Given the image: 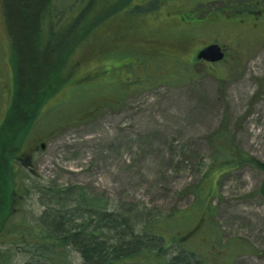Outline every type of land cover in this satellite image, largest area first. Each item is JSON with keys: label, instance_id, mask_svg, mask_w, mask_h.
Returning a JSON list of instances; mask_svg holds the SVG:
<instances>
[{"label": "rangeland", "instance_id": "1", "mask_svg": "<svg viewBox=\"0 0 264 264\" xmlns=\"http://www.w3.org/2000/svg\"><path fill=\"white\" fill-rule=\"evenodd\" d=\"M82 1L87 0H56L54 7L60 12L56 17L62 16L67 19L63 22H68L70 9ZM198 1L201 0H173L175 4L167 8L172 9L182 22L192 25L182 27L189 31L188 41L181 46L175 45L177 48L171 46V53L175 56L166 58L162 82L148 89L129 91L123 100H109L108 92L116 91L115 88L108 89L114 85L113 80L131 79L135 82L144 79L142 63L149 64L151 60H142L147 49L136 48L134 57L113 53L111 65L99 68L95 67L98 64L95 61L82 65L89 71L95 67L93 73L98 75L81 85L97 86L82 90L88 92H82L79 98L68 103L61 102L49 108L66 98L58 95L46 103L42 115L38 116L30 134L23 140L26 143L23 152L37 147L31 162L23 160L15 165L19 170L16 174L18 184L25 187L21 194L17 193L19 200L14 205L18 208L9 220L14 231L25 229L22 224H45L46 212L62 205L74 214L84 194L86 198L91 196L106 203L110 211L124 213L137 223V230L147 221L148 215L160 216L186 209L195 198L192 189L215 156L212 136L220 128L234 147L264 161V14L258 26L244 23L234 32L228 23H211L213 18L224 19L226 15L244 19L256 5L263 9L264 0ZM134 2H129L126 9H131ZM156 3L149 2L151 8L158 5ZM134 15L148 27L162 26L150 12ZM179 26L163 25L154 37H161V33L170 36ZM148 33L145 32L144 36L148 37ZM89 35H92L90 31L83 42L89 41ZM214 40L227 45V59L232 60L222 72L223 81L219 76L224 65L219 63L197 64L199 70L193 77L184 79L181 74L184 80L166 81V74L171 73L170 76L174 77L178 72L180 75L192 71L186 67L196 65L195 53ZM119 41L122 44H117L123 48L124 39ZM5 51L7 47H1L0 121L10 102L6 95L10 55ZM165 51L168 50L162 48L158 52ZM79 54L81 52H76V56ZM162 55L157 59L164 60ZM132 60L137 63L135 66L126 65ZM182 61L187 63L179 66ZM155 64L157 69L160 68V64ZM91 97L101 101L91 105L94 99ZM108 100L112 105L96 106ZM87 110L92 112L87 115ZM41 143L46 144L45 148ZM220 181L217 197L213 199L217 210L213 226L219 229V238L225 243L239 239V242L264 252V172L255 166L243 165L223 173ZM188 230L183 228L181 235ZM15 233L7 231L3 239L12 241L16 239ZM194 235L193 247L203 254L204 264H264V253L246 252L222 259L223 247L207 243L204 229ZM8 246L7 243L0 248L7 249ZM14 247L10 264H25L30 259V247L24 243ZM177 248L169 250V255L177 253ZM216 253L221 256L220 263ZM70 256L72 264H82L78 251H71Z\"/></svg>", "mask_w": 264, "mask_h": 264}, {"label": "trees", "instance_id": "2", "mask_svg": "<svg viewBox=\"0 0 264 264\" xmlns=\"http://www.w3.org/2000/svg\"><path fill=\"white\" fill-rule=\"evenodd\" d=\"M48 3L50 1H47ZM91 16L92 12L87 6L76 20L68 22L66 34L50 31L47 37L35 26L29 30H22L25 34L29 32L30 36L33 35L32 38L23 36L11 42V64L15 73H19L21 77H17L15 81V93L6 106V112L0 121V246L9 244L7 249L0 248V264L12 262L14 245L18 243H24L30 247V259L25 264H72L70 255L73 250L78 251L82 256V264H204L203 254L193 247L192 242L195 240L192 238L195 237L194 234L201 229L207 232V243L210 245L215 243L223 247V249L220 248L222 251L224 250L222 259L246 252L255 255L263 254V250H256L251 245L239 242V239L222 242L218 235L219 229L217 230L213 226L217 216L213 199L217 197L216 190L220 187L223 173L241 168L243 165L255 166L264 172V161L234 147L222 128L212 136L213 144L216 147L215 156L199 183L192 189L195 198L191 206L186 209L160 216L148 215L147 221L142 223L140 230H137V223L128 219L124 213L110 211L107 209L106 203L91 196L86 198L84 194L81 202L75 208L80 212L69 213L70 211L64 209L66 205H62L58 209L46 212L45 224H22L21 226L26 227L25 229L14 231L15 228L9 224V220L18 208L14 205L19 200L17 193L21 194L25 187L24 184H18L16 174L19 173V170H17L18 167H15L17 163L24 160L20 158L21 152H23L22 148L26 144H24V138L30 134L29 132L35 125L38 116L42 115L44 111L42 108L47 102L57 98V95L59 97L66 96L65 99L49 107L53 108L61 102L68 103L70 100L79 98L82 92H88L82 90L97 86L93 84L83 87L81 85L85 81L97 77L98 74L93 73L95 67L101 68V66L111 65L113 62L103 59L100 65L98 62L89 71L82 65L85 66L90 61L97 62L95 51L93 49L83 50V53L76 56V45L83 42L82 39L87 34V30H81L78 27L88 28L91 26L93 22ZM35 17L36 15H33L34 19ZM123 21L130 25V28L134 24L137 25L138 22L132 20L131 15H124ZM183 25L179 23V28L174 30L177 31L170 36L161 33V37H154V33L162 29L163 25L160 28L156 27V29L146 31L149 32L148 37L153 38V41L147 44L148 48L139 45L135 48L116 49L114 55H132V57L137 54L138 49H147L144 53L146 56H143L142 60L149 59L151 61L149 64L142 63L145 71L142 81L113 80L112 85H114L109 86L108 89L115 88L116 91L108 92L111 97L110 101L123 100L129 91L148 89V87L162 82V70L165 67L166 58L170 55L175 56L171 53V46L177 48L175 45L181 46L184 41H188L186 36L189 31L182 28ZM130 31L132 32L131 29ZM171 36L172 40H167ZM117 37L115 38L117 39ZM162 48L168 51L159 53L158 51ZM161 54H163L164 60L157 59ZM231 62L232 60L229 59L219 62L224 65L219 76L222 81L224 80L222 72ZM155 63H161L160 68L157 69L158 66ZM184 63L187 62L182 61L179 66ZM135 64L137 63L133 60L126 63L130 66H135ZM19 68H21V72L18 71ZM186 68L193 70L181 72L180 75L179 72H173L177 74L174 77L170 76L171 73L166 74V81L168 83L170 81L179 82V79L181 81L193 77L199 70L197 64ZM181 74L185 76L184 79ZM139 76L137 73L136 77ZM159 78L161 80L156 81ZM138 82H142V84ZM91 99L93 100L90 102L91 105L101 101L96 97H91ZM109 100L96 106L112 105ZM91 112V110H87L85 114ZM50 189L53 191L52 188ZM95 217H97L96 220ZM183 228L189 229L184 236L181 235ZM7 231L16 232L14 235L16 239L5 241L3 235ZM174 247H178L177 253L170 256L168 251ZM215 256L217 262L220 263L221 256L218 253Z\"/></svg>", "mask_w": 264, "mask_h": 264}, {"label": "flooded vegetation", "instance_id": "3", "mask_svg": "<svg viewBox=\"0 0 264 264\" xmlns=\"http://www.w3.org/2000/svg\"><path fill=\"white\" fill-rule=\"evenodd\" d=\"M47 1H50V3L47 4ZM131 1L132 0H87L82 1V4H77L76 7L70 9L68 22L76 20L87 6L92 12L91 18H93V22L88 28L78 27L81 30H87L85 37L88 35L89 31L92 35L87 37L89 38V41L78 43L75 51L83 53V50L93 49L95 51V59L100 65L103 59L112 62L113 53H116L117 48H122V45L117 44L118 42L122 44V41L119 40L124 39L123 47L128 46V48H130L131 45L133 48L139 45L146 46L150 41H153V38L146 37V35L144 36V33L156 28L148 27L146 22H142V20L139 22L138 19L134 18V14H141L144 11L153 14L157 24L171 25L182 23L186 26L192 25L185 24L181 21V18L178 19L174 15L172 9L167 10L168 6L172 7L173 4H175L173 0H135L136 2H134L133 7L131 9H126V6ZM151 1L157 2L156 4L158 5L151 8L152 5L149 4ZM259 2L260 1H258L257 4ZM55 4L56 0H0V43H3V45L0 46V50L1 47H4V49L7 47V52H5L11 57V42L15 39H20L23 36H29V38H32L33 35L30 36L29 32H26L25 34L22 30H29L35 26L41 30V33H45L47 37L49 36L47 34L50 31L53 33L59 32L66 34V25L68 22L63 21L67 19H64L62 16L56 17L58 11L56 12L54 7ZM159 9L161 10L157 13L156 11ZM58 14H60V12H58ZM263 14L264 8L259 9L256 5V7L251 9L250 14L245 16L244 19H233L230 15H226L224 19L213 18L211 23L218 25L228 23V27L234 32L236 29H239L240 26H244V23H252V25L258 26L261 23L260 19ZM33 15H36L35 19L33 18ZM122 15H131L132 20L138 21L137 25L134 24L130 28V25L124 23L123 18L121 19ZM57 23L58 26L56 27ZM115 33H117V35H115ZM116 36H118L117 39L115 38ZM126 37L127 43H125ZM218 42L223 46V49L226 50L227 55L229 51L227 45H224L220 41ZM9 63L11 70H9L7 74L6 95H8V100L10 101L16 90L15 81L17 77L21 76L19 73H15L10 59ZM18 71L21 72V68H19ZM41 144L42 148L43 145H46L44 143ZM36 148H28L25 152L21 153L20 158L27 162H31L33 156L32 153Z\"/></svg>", "mask_w": 264, "mask_h": 264}, {"label": "water", "instance_id": "4", "mask_svg": "<svg viewBox=\"0 0 264 264\" xmlns=\"http://www.w3.org/2000/svg\"><path fill=\"white\" fill-rule=\"evenodd\" d=\"M195 58L197 61H207L211 63L219 62L225 59V50L222 45L218 42L214 41V43H210L205 45L202 49H200ZM45 145H43V148Z\"/></svg>", "mask_w": 264, "mask_h": 264}]
</instances>
